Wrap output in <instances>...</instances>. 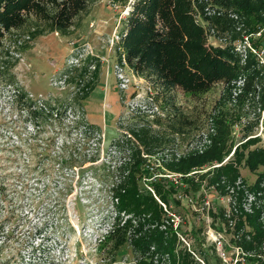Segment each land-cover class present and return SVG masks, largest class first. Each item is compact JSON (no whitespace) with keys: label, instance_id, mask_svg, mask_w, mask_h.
Wrapping results in <instances>:
<instances>
[{"label":"rangeland","instance_id":"rangeland-1","mask_svg":"<svg viewBox=\"0 0 264 264\" xmlns=\"http://www.w3.org/2000/svg\"><path fill=\"white\" fill-rule=\"evenodd\" d=\"M130 3L99 0L71 29V35L49 32L29 40V27L6 35L0 62L15 63L18 90L27 91L38 104L48 100L65 105L63 114L35 126L22 100L16 101L15 91L0 82V264H137L132 247L127 244L114 251L109 235L116 216L109 184L120 161L129 156L122 146L124 135L136 125L149 124L168 139L156 158L206 148L222 120L232 146L226 160L250 137L258 139L251 149L264 147L260 95L244 94V78L216 83L197 93L179 87L164 91L120 61L121 49L113 37L123 30ZM206 13L223 15L212 8ZM229 16L240 31L243 24L235 14ZM199 20L209 44L232 41L244 59L248 48L264 65V32L260 34L264 28L233 40L230 29L202 16ZM252 36L259 41L258 47ZM98 59L99 77L82 107L75 77L90 64L85 80L92 79ZM121 66L130 79L125 89L118 72ZM151 162L156 175H143V184L155 177H177L164 174L155 159ZM241 173L249 185L257 179L248 168L242 167ZM178 185L176 197L181 204L171 216L175 227L180 225L187 233L185 243L198 249L195 255L202 264L246 263L250 255L235 250L233 234L220 216V209H229L230 198L224 200L196 180ZM260 203L262 207L264 199ZM261 253L251 255L256 258L251 264H264V248Z\"/></svg>","mask_w":264,"mask_h":264},{"label":"trees","instance_id":"trees-1","mask_svg":"<svg viewBox=\"0 0 264 264\" xmlns=\"http://www.w3.org/2000/svg\"><path fill=\"white\" fill-rule=\"evenodd\" d=\"M98 1L0 0V52L5 48L7 33L26 27H29V40L49 32L71 35V29ZM207 8L221 10L223 15L208 16ZM128 9L122 20L118 47L120 61L123 59L135 74L164 91L179 87L192 93L205 91L216 83H232L244 78V94L258 92L264 109L263 63L248 48L244 59L241 49L232 41L222 46L209 44L199 20L202 16L212 24L230 29L233 40H239L243 33L250 35L264 28V0H131ZM229 14H235L243 24L240 31L236 30V20ZM250 38L258 47L259 41L253 36ZM99 62L98 59L93 65L92 79L85 80L90 64L82 69L78 79L74 76L80 85L82 107L83 100L95 88ZM14 66V62L2 59L0 82L15 91L16 101L22 100L35 126L63 114L65 103L56 105L45 100L38 104L27 91L18 90ZM89 126L98 128L94 124ZM217 131L218 136L215 134L212 143L202 150L192 149L185 154L162 158L156 156L166 148L168 139L152 130L151 125H136L125 133L122 146L129 156L120 161L109 184L116 212L109 231L114 251L129 244L137 254V264H202L195 255L198 249L185 243L187 233L180 225L175 227L171 216L181 204L176 197L178 184L190 185L196 180L221 196L231 197L229 209H220V216L233 234L232 243L250 255L246 263L236 264H251L256 260L251 255L263 252L261 215L264 205L258 206V202L264 199V147L251 149L258 139L250 137L226 160L232 151V146H228L230 131L226 121L217 123ZM152 158L164 174L177 177H155L143 184V175L148 178L156 175L151 172ZM242 167L257 174L252 185L243 177ZM246 191L256 195L251 211L243 206ZM259 192L262 194L257 196Z\"/></svg>","mask_w":264,"mask_h":264},{"label":"built area","instance_id":"built-area-1","mask_svg":"<svg viewBox=\"0 0 264 264\" xmlns=\"http://www.w3.org/2000/svg\"><path fill=\"white\" fill-rule=\"evenodd\" d=\"M262 32H264V29L263 30H261L260 31V34L262 33ZM120 39H121V33H116L115 35H114V37H113V42H119L120 41ZM248 43V42H247ZM249 45L248 46H250L251 47V44L250 43H248ZM256 53H258V55L259 56H261L260 55V52H257L255 49H253ZM125 62V61H124ZM127 65V64H126ZM123 70H124V68L121 66V67H119V70H118V72H119V74H120V78H121V81H122V88H126L127 86H128V83H129V77H127L126 75H125V73L123 72ZM132 71V70H131ZM133 72V71H132ZM134 73V72H133ZM135 77V76H134ZM136 80H134V82H135ZM135 83H137V81L135 82ZM263 185H264V183H263ZM262 194V192H259L258 194H257V196L258 195H261ZM249 196L250 197H252V199L250 198V200H249ZM229 198H230V200H231V197L230 196H228ZM222 198L225 200L226 199V196H223L222 195ZM256 199V195L253 193V192H249V191H246L245 192V198H244V204H243V206L246 208V210H248V211H251V204H252V202L254 201ZM260 201L261 200H259V202H258V206L261 204L260 203ZM164 206H165V204H164ZM263 216H264V213H263V215H262V219H263ZM183 240H185L184 238H183ZM186 241V240H185ZM187 244L189 245V243L187 242ZM235 248V250H238V252L241 250V253H245V252H243V250L240 248V247H234ZM264 248V247H263ZM225 251L222 253L223 254V256H225ZM261 254H263V253H261ZM261 257H262V255H261ZM241 260H245V255H242L241 256Z\"/></svg>","mask_w":264,"mask_h":264},{"label":"water","instance_id":"water-1","mask_svg":"<svg viewBox=\"0 0 264 264\" xmlns=\"http://www.w3.org/2000/svg\"><path fill=\"white\" fill-rule=\"evenodd\" d=\"M129 10V9H128Z\"/></svg>","mask_w":264,"mask_h":264}]
</instances>
